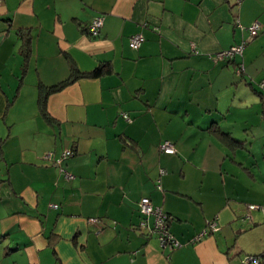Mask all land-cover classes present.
Returning <instances> with one entry per match:
<instances>
[{
  "label": "crops",
  "instance_id": "1",
  "mask_svg": "<svg viewBox=\"0 0 264 264\" xmlns=\"http://www.w3.org/2000/svg\"><path fill=\"white\" fill-rule=\"evenodd\" d=\"M255 22L263 30L251 37ZM242 40L235 61L211 58ZM102 64L101 77L83 76ZM70 79L45 116L41 92ZM263 81L264 0H0V264L263 254ZM165 140L175 154L160 151ZM143 197L168 215L180 248L139 227ZM214 220L219 230L196 240Z\"/></svg>",
  "mask_w": 264,
  "mask_h": 264
},
{
  "label": "built area",
  "instance_id": "2",
  "mask_svg": "<svg viewBox=\"0 0 264 264\" xmlns=\"http://www.w3.org/2000/svg\"><path fill=\"white\" fill-rule=\"evenodd\" d=\"M104 25V16H97L95 17L90 26H89V34L93 37H97ZM247 30L249 31L251 37H256L259 33L263 30L262 25L259 22H255L250 25ZM144 36L142 34H135L130 38V47L134 50H137L141 47L142 43L144 42ZM247 41L242 40L239 44L232 46L231 48L221 51L211 58L215 61H235L236 56H242L244 49L246 47ZM236 73L238 75H243L245 73V67L243 63L237 65ZM260 87L263 90L264 95V81L260 83ZM264 98V97H263ZM124 117L130 121L128 116L124 114ZM159 149L162 153L166 154H174L176 152L175 145L173 142L166 140L159 145ZM72 155L71 150H67L63 153L61 159H66ZM51 153H46L45 158L51 159ZM61 159L56 162V164L61 163ZM164 173V171H161ZM68 178H72V175L66 173ZM158 188L161 189V185L158 183ZM53 208H57V205H53ZM248 209H258L259 207L256 205H247ZM139 210L143 215L144 219L140 222L139 227L142 230L147 229L149 233L154 234L157 236L161 247L166 248L169 247L170 249H178L182 246L181 242L176 239L173 234L169 230V217L163 211L161 207L155 206L150 198L143 197L139 201ZM149 217H153V225L149 227L147 225L146 219ZM92 222H96L98 220L91 219ZM207 228L196 238L199 240L202 236L209 233L216 232L219 230L216 220L208 221ZM243 264H261V258L255 256H246L242 260Z\"/></svg>",
  "mask_w": 264,
  "mask_h": 264
},
{
  "label": "trees",
  "instance_id": "3",
  "mask_svg": "<svg viewBox=\"0 0 264 264\" xmlns=\"http://www.w3.org/2000/svg\"><path fill=\"white\" fill-rule=\"evenodd\" d=\"M22 41H23V52L26 53V50L28 49V47L30 46V39L27 35V33H22ZM247 45V44H246ZM237 57V56H236ZM220 62V61H218ZM228 62V61H227ZM74 71V70H73ZM109 71V64H102L101 66H99V68L92 72V73H88V74H83V76H88V77H101L102 75H104L105 73H107ZM74 75V74H73ZM71 82H73L72 79L67 80L59 85H56L54 87H51L49 89H47V91L43 94V92H41L40 94V99H39V103H40V109L41 112L45 115L48 116V112H47V97L57 91H60L62 88H64L66 85L70 84ZM264 97V95H263ZM263 103H264V98H263ZM124 116V114H123ZM125 118V117H124ZM129 118V117H128ZM126 119V118H125ZM127 120V119H126ZM124 142H127L125 139L123 140ZM166 141V140H165ZM164 142V141H163ZM72 152V151H71ZM176 153V152H175ZM174 153V154H175ZM73 155V152H72ZM162 173V172H161ZM250 256V255H249ZM255 257H259L261 258V264H264V253L257 255Z\"/></svg>",
  "mask_w": 264,
  "mask_h": 264
},
{
  "label": "rangeland",
  "instance_id": "4",
  "mask_svg": "<svg viewBox=\"0 0 264 264\" xmlns=\"http://www.w3.org/2000/svg\"><path fill=\"white\" fill-rule=\"evenodd\" d=\"M261 232L264 234V230L261 231ZM246 256H247V255H243L242 260H243Z\"/></svg>",
  "mask_w": 264,
  "mask_h": 264
}]
</instances>
